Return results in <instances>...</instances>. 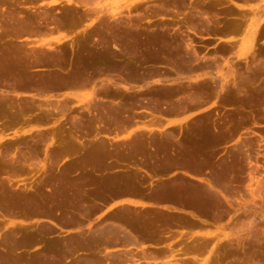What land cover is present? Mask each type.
<instances>
[{"label": "crops", "instance_id": "obj_1", "mask_svg": "<svg viewBox=\"0 0 264 264\" xmlns=\"http://www.w3.org/2000/svg\"><path fill=\"white\" fill-rule=\"evenodd\" d=\"M137 1L119 0L120 14ZM93 3L26 0L17 6H24L32 16L13 15L10 4L2 12L3 20L27 25L15 39L25 40L27 50L33 52L28 54V67L3 77L0 95H28L37 105L2 137L47 127L37 123L35 111L55 105L99 104L107 108L109 118L78 129L76 152L63 153L56 162L59 175L46 183L44 192L32 188L29 212L0 215L2 256L12 254L18 258L16 264H201L216 241L227 187L193 148L185 130L194 126L190 120L224 103L217 93L205 94L199 88L177 91L170 98H147L137 106L126 93L97 94L100 81L90 78L76 58L79 37L87 33L92 40L99 37L92 30L100 26L101 8ZM50 7L54 11L48 15ZM68 12L71 19L66 20ZM209 33L216 42L233 44L241 28L219 27ZM196 62L200 65L194 66ZM181 63L183 69L171 77L172 85L207 78L215 87L221 85L213 74L217 60L187 52ZM127 69L122 65L117 70L122 77L110 76L107 84L127 91L169 83L157 81L164 76L161 68L152 75L139 68L133 76ZM22 72L28 85L19 88L14 83ZM255 125L251 121L232 132L228 124L212 123L208 128L212 134L224 135L217 143L224 148ZM61 147L65 150L66 144ZM11 227L18 232L10 245L4 238Z\"/></svg>", "mask_w": 264, "mask_h": 264}, {"label": "rangeland", "instance_id": "obj_2", "mask_svg": "<svg viewBox=\"0 0 264 264\" xmlns=\"http://www.w3.org/2000/svg\"><path fill=\"white\" fill-rule=\"evenodd\" d=\"M20 1L26 0H0V82L5 75L28 67V54L33 52L27 50L25 40L15 39L23 35L27 25L2 19L9 4L13 15L32 16L30 10L17 6ZM90 1L101 8L100 26L92 30L99 37L92 40L90 33L79 37L76 58L90 78L100 81L95 86L97 94L126 93L134 106L139 101L146 103L147 98H170L188 89L221 96L224 106L190 120L194 126L185 130L193 148L205 156L216 178L224 179L227 187L217 217L216 241L201 264H264V0H139L124 15L120 14L119 0ZM53 11L50 7L46 13ZM67 15L65 19H71L70 13ZM122 18L126 20L122 22ZM219 27L241 28L239 39L233 44L216 42L209 31ZM63 48L66 56V45ZM187 52L217 60L213 74L221 85L215 87L208 78L172 85L171 77L183 69L181 58ZM122 65L131 76L139 68L146 75L161 68L164 76L157 81L169 83L127 91L113 88L107 79L121 78L117 70ZM198 65L200 62L194 63ZM107 68L113 73H107ZM26 78L22 72L14 84L27 87ZM42 85L47 87L45 82ZM27 97L0 95V215L29 212L32 188L39 194L44 192L46 183L59 175L56 162L63 153L76 152L78 129L109 120L103 105H55L35 111L37 123L47 127L2 137L23 114L34 111L37 105ZM251 121L256 125L224 148L217 146L224 135L212 134L208 128L212 123L228 124L232 132ZM17 232L11 227L4 242L14 243ZM17 261L12 254L2 256L0 246V264Z\"/></svg>", "mask_w": 264, "mask_h": 264}]
</instances>
